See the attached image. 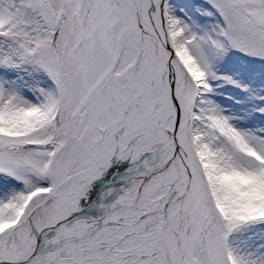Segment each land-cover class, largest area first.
I'll use <instances>...</instances> for the list:
<instances>
[{
  "label": "snow or ice",
  "instance_id": "6c2138e0",
  "mask_svg": "<svg viewBox=\"0 0 264 264\" xmlns=\"http://www.w3.org/2000/svg\"><path fill=\"white\" fill-rule=\"evenodd\" d=\"M0 264H264V0H0Z\"/></svg>",
  "mask_w": 264,
  "mask_h": 264
}]
</instances>
